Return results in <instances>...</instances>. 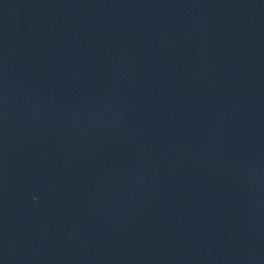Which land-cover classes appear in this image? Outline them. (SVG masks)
<instances>
[{"label":"water","instance_id":"water-1","mask_svg":"<svg viewBox=\"0 0 264 264\" xmlns=\"http://www.w3.org/2000/svg\"><path fill=\"white\" fill-rule=\"evenodd\" d=\"M0 264H264V0H0Z\"/></svg>","mask_w":264,"mask_h":264}]
</instances>
